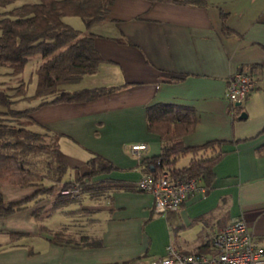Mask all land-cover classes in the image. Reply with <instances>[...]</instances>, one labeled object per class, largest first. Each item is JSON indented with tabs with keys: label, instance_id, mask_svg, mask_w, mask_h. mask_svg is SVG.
Segmentation results:
<instances>
[{
	"label": "crops",
	"instance_id": "obj_1",
	"mask_svg": "<svg viewBox=\"0 0 264 264\" xmlns=\"http://www.w3.org/2000/svg\"><path fill=\"white\" fill-rule=\"evenodd\" d=\"M81 31L94 35L103 60L95 73L81 78L94 82L77 87L120 86L88 101L44 104L31 112L32 127L61 132L70 178L88 171L86 161L95 152L107 157L117 167L92 179L106 178L113 187L39 220L31 212L50 197L0 216V264H152L170 241L185 252L212 253L207 239L236 216L264 247V0H113L102 19ZM238 69L256 81L240 104L242 117L232 114L225 93L228 77ZM154 102L195 108V128L183 136L185 145L228 141L211 187L164 215L154 211L153 194L136 185L148 173L144 158L160 152L159 136L148 131L146 121V106ZM16 103L28 106L25 100ZM136 142L147 148L133 151ZM33 189L10 184L1 191L10 200ZM78 208L90 211L75 212ZM56 211L70 217L60 220V229L75 228V239L87 234L100 244L49 241L55 229L46 222ZM14 231L29 235L11 241Z\"/></svg>",
	"mask_w": 264,
	"mask_h": 264
},
{
	"label": "trees",
	"instance_id": "obj_2",
	"mask_svg": "<svg viewBox=\"0 0 264 264\" xmlns=\"http://www.w3.org/2000/svg\"><path fill=\"white\" fill-rule=\"evenodd\" d=\"M202 3L204 0H177ZM0 0L7 14L0 18V65L8 66L6 73L17 75L24 71L30 55L41 53L42 62L35 69L36 82L32 93L21 80L0 90V216L27 208L50 197L47 205L32 210L35 219H41L70 202L79 201L83 195L96 196L113 187L110 180L92 179L110 172L117 166L107 157L95 152L86 164L88 171L70 178L65 153L60 148L61 132L49 128L36 129L31 112L36 108L57 102L88 101L112 92L120 85H96L70 88L68 83L77 82L86 74L95 73L103 57L94 46V35L82 33L81 29L67 22L65 16H79L85 27L103 18L113 0ZM12 5H11V4ZM229 33L228 28L223 30ZM178 78V77H176ZM19 100L29 105L15 107ZM37 100L36 103L33 101ZM233 115L241 112V105H230ZM149 132L160 140V152L144 158L148 172L157 174L167 170L172 175L196 176L202 180L207 191L215 179L214 166L228 152L223 147L228 141L211 139L199 145H185L183 136L192 132L196 123V110L183 103L154 102L146 106ZM191 153L186 164L177 166V160ZM147 159V160H146ZM34 186L32 192L5 200L1 191L4 185ZM77 188L76 192L63 193L64 188ZM204 192V193H205ZM86 208L75 212L86 213ZM41 230L45 224L39 226ZM49 241L98 245L99 239L80 234L75 239L62 229L52 230ZM26 232H9L11 241ZM207 245L212 246L211 239ZM29 251L32 252V249ZM203 252V250H196ZM193 252V251H192ZM124 260L98 264H132Z\"/></svg>",
	"mask_w": 264,
	"mask_h": 264
},
{
	"label": "built area",
	"instance_id": "obj_3",
	"mask_svg": "<svg viewBox=\"0 0 264 264\" xmlns=\"http://www.w3.org/2000/svg\"><path fill=\"white\" fill-rule=\"evenodd\" d=\"M256 81L251 73L238 69L227 80L226 97L230 104L241 103L255 88ZM145 142H136L130 149H146ZM137 188L153 194V209L164 215L176 210L189 195L204 193L205 185L196 176L172 175L163 170L157 174L146 173L136 182ZM77 188H64L63 193L76 192ZM210 239L215 249L212 253L185 252L168 242L163 255L152 264H264V247L254 241L252 230L246 221L240 217H233L225 225L211 233Z\"/></svg>",
	"mask_w": 264,
	"mask_h": 264
},
{
	"label": "rangeland",
	"instance_id": "obj_4",
	"mask_svg": "<svg viewBox=\"0 0 264 264\" xmlns=\"http://www.w3.org/2000/svg\"><path fill=\"white\" fill-rule=\"evenodd\" d=\"M21 1L22 0H15V2L17 4L20 3ZM31 1H34V0H31ZM15 2H12V4L16 5ZM6 6H8V5H6ZM6 6H4V7L0 6V18L7 14L4 11H5V9H8L10 7H6ZM65 19L67 22H69L72 25L80 28L81 30H82V28L84 29V27H85L82 19L79 16H76V15L65 16ZM0 32H1V30H0ZM41 57H42L41 53H36V54L30 55L26 64H25L24 71L21 72L20 74H17V75H11V74L6 73L5 71H6V69H8V66L0 65V90H4L5 88H7L11 85L17 84L19 81L22 80L24 82V84H26V86H27L28 93H32L34 91L35 82H36L35 69L38 66V64L40 62H42L43 59ZM85 78L86 79H84V80L82 79L81 81L68 83L67 86L70 88H76L77 86L84 85V84H90V83L94 82V80L92 79L93 77H85ZM25 102L27 105H29L28 101L25 100ZM14 106L15 107H21L19 105V103H15ZM33 127L37 128L36 125H34ZM188 158H189V156L185 155V156L181 157V159L178 160L176 164L177 165H183V164L188 162ZM66 176L70 177V175H66ZM78 205H79L78 202L74 201V202H70L66 207L73 208V207H76ZM55 214L57 216H54L53 220L46 222V224L48 225L47 226L48 229H58V228H60L58 226V223L60 222V220L61 221H68V219L67 220H64V219L70 218V217H66V215L63 213H59L58 211H56ZM59 214H61V215H59ZM74 230H75V228H73L72 232H68V234L74 236Z\"/></svg>",
	"mask_w": 264,
	"mask_h": 264
},
{
	"label": "water",
	"instance_id": "obj_5",
	"mask_svg": "<svg viewBox=\"0 0 264 264\" xmlns=\"http://www.w3.org/2000/svg\"><path fill=\"white\" fill-rule=\"evenodd\" d=\"M236 104H240L239 102H237ZM246 115V113L245 112H243V111H241L240 113H239V115H238V117H242V116H245Z\"/></svg>",
	"mask_w": 264,
	"mask_h": 264
},
{
	"label": "bare ground",
	"instance_id": "obj_6",
	"mask_svg": "<svg viewBox=\"0 0 264 264\" xmlns=\"http://www.w3.org/2000/svg\"><path fill=\"white\" fill-rule=\"evenodd\" d=\"M241 104V103H240ZM240 104H236V105H240Z\"/></svg>",
	"mask_w": 264,
	"mask_h": 264
}]
</instances>
